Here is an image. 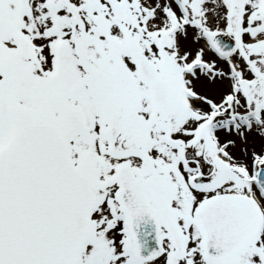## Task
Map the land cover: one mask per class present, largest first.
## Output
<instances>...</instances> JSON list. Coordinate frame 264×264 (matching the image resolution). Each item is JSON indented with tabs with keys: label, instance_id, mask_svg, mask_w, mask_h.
<instances>
[{
	"label": "snow or ice",
	"instance_id": "6c2138e0",
	"mask_svg": "<svg viewBox=\"0 0 264 264\" xmlns=\"http://www.w3.org/2000/svg\"><path fill=\"white\" fill-rule=\"evenodd\" d=\"M0 264H264V0H0Z\"/></svg>",
	"mask_w": 264,
	"mask_h": 264
}]
</instances>
